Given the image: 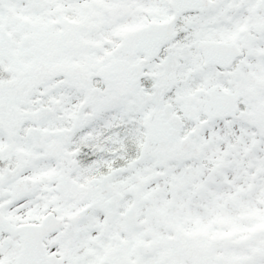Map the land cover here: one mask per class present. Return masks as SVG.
Masks as SVG:
<instances>
[{
    "label": "snow or ice",
    "instance_id": "obj_1",
    "mask_svg": "<svg viewBox=\"0 0 264 264\" xmlns=\"http://www.w3.org/2000/svg\"><path fill=\"white\" fill-rule=\"evenodd\" d=\"M0 264H264V0H0Z\"/></svg>",
    "mask_w": 264,
    "mask_h": 264
}]
</instances>
